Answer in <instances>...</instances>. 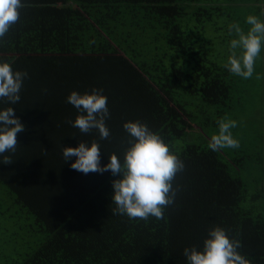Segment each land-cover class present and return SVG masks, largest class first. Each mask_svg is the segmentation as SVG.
I'll list each match as a JSON object with an SVG mask.
<instances>
[{
  "label": "trees",
  "instance_id": "16d2710c",
  "mask_svg": "<svg viewBox=\"0 0 264 264\" xmlns=\"http://www.w3.org/2000/svg\"><path fill=\"white\" fill-rule=\"evenodd\" d=\"M264 19V0H24L0 59L28 75L12 106L24 124L0 162V264H186L222 226L250 264H264V47L247 79L224 66L227 25ZM232 35H235L234 33ZM259 74V77H257ZM107 97L109 136L71 120L70 89ZM231 118L237 148L208 147ZM124 120H140L184 162L161 219L114 213L109 171L83 173L61 145L96 140L121 156ZM70 159H74L71 157Z\"/></svg>",
  "mask_w": 264,
  "mask_h": 264
},
{
  "label": "clouds",
  "instance_id": "9594fccd",
  "mask_svg": "<svg viewBox=\"0 0 264 264\" xmlns=\"http://www.w3.org/2000/svg\"><path fill=\"white\" fill-rule=\"evenodd\" d=\"M23 6L24 0H0V38L18 20L19 9ZM244 19L247 30L242 29L238 22L227 25L231 38L223 66L230 73L247 79L253 76L255 60L264 47V19L253 13ZM27 75L26 70L14 69L7 60L0 59V99H6L10 105L19 101L20 89ZM65 99L76 109L74 117L68 121L73 127L82 133L95 128L101 138L109 136L104 121L110 113L107 97L102 91L95 86L90 91L70 89ZM236 126L235 119H219L217 131L211 134L208 147L213 151L237 148L239 140L231 131ZM122 127L128 133V142L121 156L110 153L102 164L96 140L87 143L80 140L75 146L61 145L63 160L83 173L109 171L112 174L110 198L115 204L114 213L126 214L129 218L153 216L161 219L165 206L174 202L177 189L173 187L172 180L177 172L183 170L184 162L170 150L159 132L150 129L146 123L124 120ZM23 130L24 124L14 114L13 107H0V155L15 150L18 143L16 134ZM10 161L8 156L0 159L4 163ZM206 232L199 248L194 245L182 248L186 264H250L238 251L240 240L229 237L222 226L213 225Z\"/></svg>",
  "mask_w": 264,
  "mask_h": 264
},
{
  "label": "rangeland",
  "instance_id": "374dc122",
  "mask_svg": "<svg viewBox=\"0 0 264 264\" xmlns=\"http://www.w3.org/2000/svg\"><path fill=\"white\" fill-rule=\"evenodd\" d=\"M262 81H263V83H264V75H262Z\"/></svg>",
  "mask_w": 264,
  "mask_h": 264
}]
</instances>
